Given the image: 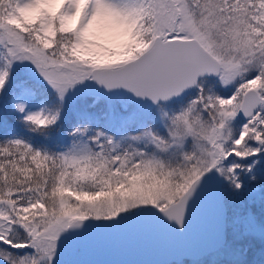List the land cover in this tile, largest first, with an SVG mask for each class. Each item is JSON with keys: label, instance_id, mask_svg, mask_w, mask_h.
Here are the masks:
<instances>
[{"label": "snow or ice", "instance_id": "snow-or-ice-1", "mask_svg": "<svg viewBox=\"0 0 264 264\" xmlns=\"http://www.w3.org/2000/svg\"><path fill=\"white\" fill-rule=\"evenodd\" d=\"M207 210L208 264H264V0H0V264Z\"/></svg>", "mask_w": 264, "mask_h": 264}, {"label": "water", "instance_id": "water-1", "mask_svg": "<svg viewBox=\"0 0 264 264\" xmlns=\"http://www.w3.org/2000/svg\"><path fill=\"white\" fill-rule=\"evenodd\" d=\"M210 210L194 222L192 230L183 237L163 232L143 234L112 232L101 235L83 246L72 256L80 264H158L199 255L201 248L214 241L208 232Z\"/></svg>", "mask_w": 264, "mask_h": 264}, {"label": "rangeland", "instance_id": "rangeland-1", "mask_svg": "<svg viewBox=\"0 0 264 264\" xmlns=\"http://www.w3.org/2000/svg\"><path fill=\"white\" fill-rule=\"evenodd\" d=\"M243 246L248 249L247 256L245 257L246 259L249 257L248 258L249 260L251 259L253 261L261 260L262 252H264V241H262L258 236L254 238H250L249 240L245 241ZM76 253L77 252L71 255H66L64 259L66 261H73L72 256ZM212 258L213 257L197 255L194 257H184V258L169 260L158 264H208V262Z\"/></svg>", "mask_w": 264, "mask_h": 264}, {"label": "trees", "instance_id": "trees-1", "mask_svg": "<svg viewBox=\"0 0 264 264\" xmlns=\"http://www.w3.org/2000/svg\"><path fill=\"white\" fill-rule=\"evenodd\" d=\"M248 258H249V257H248ZM248 258H247V259H248ZM251 260H252V259H251ZM252 261H253V260H252ZM255 261H256V262H259L260 260H255Z\"/></svg>", "mask_w": 264, "mask_h": 264}]
</instances>
